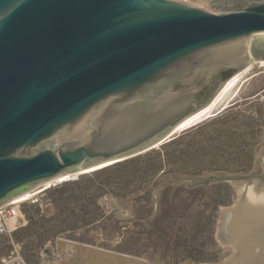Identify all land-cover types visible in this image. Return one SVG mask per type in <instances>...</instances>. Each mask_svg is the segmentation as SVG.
I'll list each match as a JSON object with an SVG mask.
<instances>
[{"label": "water", "instance_id": "water-1", "mask_svg": "<svg viewBox=\"0 0 264 264\" xmlns=\"http://www.w3.org/2000/svg\"><path fill=\"white\" fill-rule=\"evenodd\" d=\"M256 60L264 0H0V209L174 141ZM256 158L252 174L156 185L157 200L238 187L216 233L235 251L224 264H264V143Z\"/></svg>", "mask_w": 264, "mask_h": 264}, {"label": "rangeland", "instance_id": "rangeland-1", "mask_svg": "<svg viewBox=\"0 0 264 264\" xmlns=\"http://www.w3.org/2000/svg\"><path fill=\"white\" fill-rule=\"evenodd\" d=\"M179 133L174 141L120 163L137 161L127 169L114 165L53 185L43 210L21 205L18 229L0 234V261L16 251L26 264H224L234 257L216 233L239 201L236 185L169 187L158 200L155 191L169 178L253 173L264 143V67L255 64L225 106ZM78 181L84 182L71 185ZM61 196L81 199L68 202ZM83 221L86 230L55 236L57 226Z\"/></svg>", "mask_w": 264, "mask_h": 264}, {"label": "built area", "instance_id": "built-area-1", "mask_svg": "<svg viewBox=\"0 0 264 264\" xmlns=\"http://www.w3.org/2000/svg\"><path fill=\"white\" fill-rule=\"evenodd\" d=\"M62 184V183H60ZM52 188V187H51ZM49 189H43L39 188L35 191H33L29 197V199H27L25 202H16L13 201L11 203H9L8 205L2 207L0 209V234H9L12 233L14 231H16L18 229L14 228L13 230L10 229V222L11 221H18L22 216V212H21V205L27 203L33 207L36 208H40V209H44L46 206V201H45V197H46V192ZM20 227V226H19ZM42 257L43 259L45 258L46 254L43 251L42 252ZM0 264H26L24 259L22 258V256L20 255V253L18 251L13 252L12 254H10L7 257L2 258V260L0 261Z\"/></svg>", "mask_w": 264, "mask_h": 264}, {"label": "bare ground", "instance_id": "bare-ground-1", "mask_svg": "<svg viewBox=\"0 0 264 264\" xmlns=\"http://www.w3.org/2000/svg\"><path fill=\"white\" fill-rule=\"evenodd\" d=\"M257 64L261 67H264V61H259V62H255L254 64H250L248 66V68L242 72L239 76L235 77L234 79H232L227 86L223 89V91L217 96V98L215 99V101L209 106L207 107L205 110H203L202 112L198 113L197 115H195L194 117L190 118L188 121H186L179 129V131L177 132V134L179 132H182L186 129L192 128L195 125L201 123L202 121H204L206 118L210 117L213 113H215L216 109H218L219 107H223L226 104L227 99L230 96V91L236 86V84L246 75H248L252 70L254 65ZM93 171H89L86 172L85 174L91 173ZM81 174H76L74 176H69V177H61L56 181H52L50 183H48L47 185H45L43 187V189H49L50 187H52L53 185L59 184V183H63V182H67L69 180H72L78 176H80ZM32 193V192H31ZM31 193H26L22 196H20L19 198H17L15 201L16 202H25L27 199H29ZM15 220L10 222V229L13 230L14 229V224H15Z\"/></svg>", "mask_w": 264, "mask_h": 264}, {"label": "trees", "instance_id": "trees-1", "mask_svg": "<svg viewBox=\"0 0 264 264\" xmlns=\"http://www.w3.org/2000/svg\"><path fill=\"white\" fill-rule=\"evenodd\" d=\"M135 164H137V161L136 162L133 161V162H130V163L127 162V163H124V164H117V166H115L114 169H127L130 166H133ZM142 168L144 169L145 167H142ZM83 182L84 181H78V182L72 183L71 185L75 186V185L83 184ZM58 194H61V192L58 193ZM60 199L62 201L64 200V198L62 196H61ZM80 199H81L80 197L76 196V197H68L64 201L71 202V201L80 200ZM82 213L85 214V212H82ZM78 223L79 224H75V225H73L71 227H64L63 226L62 228H60V226H57L56 227V231H55V236L56 235H58V236L62 235V234L66 233V232H69V231L76 232L79 229H85L86 230L87 227H89V224H85V223H87V221L78 222Z\"/></svg>", "mask_w": 264, "mask_h": 264}]
</instances>
